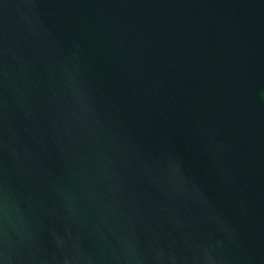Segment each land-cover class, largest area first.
<instances>
[{
	"label": "water",
	"instance_id": "95a60500",
	"mask_svg": "<svg viewBox=\"0 0 264 264\" xmlns=\"http://www.w3.org/2000/svg\"><path fill=\"white\" fill-rule=\"evenodd\" d=\"M0 264H264V0H0Z\"/></svg>",
	"mask_w": 264,
	"mask_h": 264
}]
</instances>
